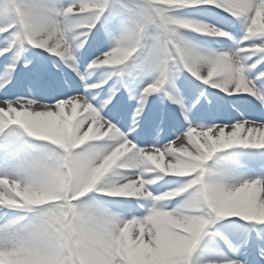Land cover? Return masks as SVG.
<instances>
[{"label":"snow or ice","instance_id":"obj_1","mask_svg":"<svg viewBox=\"0 0 264 264\" xmlns=\"http://www.w3.org/2000/svg\"><path fill=\"white\" fill-rule=\"evenodd\" d=\"M0 264H264V0H0Z\"/></svg>","mask_w":264,"mask_h":264},{"label":"bare ground","instance_id":"obj_2","mask_svg":"<svg viewBox=\"0 0 264 264\" xmlns=\"http://www.w3.org/2000/svg\"><path fill=\"white\" fill-rule=\"evenodd\" d=\"M150 99H152V98H150ZM159 102L157 101V104H158ZM170 110H175V106H170Z\"/></svg>","mask_w":264,"mask_h":264}]
</instances>
